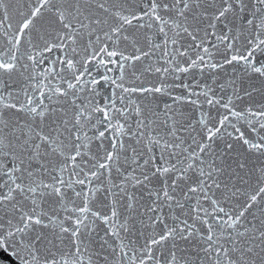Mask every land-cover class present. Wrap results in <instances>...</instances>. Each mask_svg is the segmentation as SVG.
<instances>
[{
  "label": "snow or ice",
  "instance_id": "6c2138e0",
  "mask_svg": "<svg viewBox=\"0 0 264 264\" xmlns=\"http://www.w3.org/2000/svg\"><path fill=\"white\" fill-rule=\"evenodd\" d=\"M0 264H264V0H0Z\"/></svg>",
  "mask_w": 264,
  "mask_h": 264
},
{
  "label": "water",
  "instance_id": "95a60500",
  "mask_svg": "<svg viewBox=\"0 0 264 264\" xmlns=\"http://www.w3.org/2000/svg\"><path fill=\"white\" fill-rule=\"evenodd\" d=\"M0 257L8 259V257H4V254L2 252H0Z\"/></svg>",
  "mask_w": 264,
  "mask_h": 264
}]
</instances>
